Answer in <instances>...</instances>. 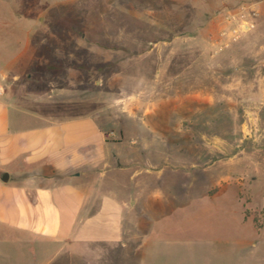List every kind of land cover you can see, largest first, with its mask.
Segmentation results:
<instances>
[{
	"label": "rangeland",
	"instance_id": "rangeland-1",
	"mask_svg": "<svg viewBox=\"0 0 264 264\" xmlns=\"http://www.w3.org/2000/svg\"><path fill=\"white\" fill-rule=\"evenodd\" d=\"M243 3L0 0L7 85L47 114L98 110L136 203L116 246L0 225V264H264V25L218 44Z\"/></svg>",
	"mask_w": 264,
	"mask_h": 264
},
{
	"label": "crops",
	"instance_id": "crops-1",
	"mask_svg": "<svg viewBox=\"0 0 264 264\" xmlns=\"http://www.w3.org/2000/svg\"><path fill=\"white\" fill-rule=\"evenodd\" d=\"M253 5L260 14L241 43L264 25V0ZM15 71L0 68V225L70 251L120 244L136 203L118 196L115 174L132 160L119 154L98 110L39 111L38 96L7 85Z\"/></svg>",
	"mask_w": 264,
	"mask_h": 264
},
{
	"label": "built area",
	"instance_id": "built-area-1",
	"mask_svg": "<svg viewBox=\"0 0 264 264\" xmlns=\"http://www.w3.org/2000/svg\"><path fill=\"white\" fill-rule=\"evenodd\" d=\"M258 15L255 6L246 3L237 9L227 10L223 14V22L227 23L229 27L219 31V47H226L227 44L240 38L245 31L251 29Z\"/></svg>",
	"mask_w": 264,
	"mask_h": 264
},
{
	"label": "water",
	"instance_id": "water-1",
	"mask_svg": "<svg viewBox=\"0 0 264 264\" xmlns=\"http://www.w3.org/2000/svg\"><path fill=\"white\" fill-rule=\"evenodd\" d=\"M7 180V175L4 174V176L2 177V181L5 182Z\"/></svg>",
	"mask_w": 264,
	"mask_h": 264
}]
</instances>
